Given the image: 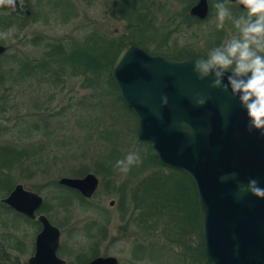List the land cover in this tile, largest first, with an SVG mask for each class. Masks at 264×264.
<instances>
[{"label": "rangeland", "instance_id": "1", "mask_svg": "<svg viewBox=\"0 0 264 264\" xmlns=\"http://www.w3.org/2000/svg\"><path fill=\"white\" fill-rule=\"evenodd\" d=\"M208 1L209 15L202 23L188 21L186 9L190 14L192 6L176 0H21L32 17H12L0 8V23H10L8 28L0 26V34H6L0 35V41L8 48L0 58V146L30 149V157L22 161L0 159V240L21 264L32 256L41 225L17 216L3 203L19 184L43 198L45 210L39 214L61 230L58 254L68 264H82L80 259L92 256H113L120 264L199 261L200 255L193 260L184 246L193 251L203 241L197 210L192 208L189 215L163 209L158 219L146 220V205L153 209L162 200L151 179L170 175V168L157 172V167L144 161L150 144H141L138 118L126 111L107 77L96 85L91 72L84 76L71 68L54 71L53 58L47 70L38 65L54 47L76 50L90 39L118 38L126 44L138 39L154 51L160 46L190 48L206 56L235 32L230 21L223 30L216 28L215 4L220 0ZM135 8L147 13L146 23L158 28L163 39L153 26L142 28L135 34L137 39H129L142 26L137 18L142 13L130 14ZM230 10L234 16L240 14ZM28 65H35L38 72L30 74ZM129 152H138L142 163L127 174L120 173L115 163ZM81 167L88 171L75 177L73 171ZM87 174L96 175L100 184L86 203L58 186L63 177ZM144 181H151L149 191ZM11 182L13 188L6 192ZM188 187L192 189L191 184Z\"/></svg>", "mask_w": 264, "mask_h": 264}, {"label": "water", "instance_id": "2", "mask_svg": "<svg viewBox=\"0 0 264 264\" xmlns=\"http://www.w3.org/2000/svg\"><path fill=\"white\" fill-rule=\"evenodd\" d=\"M0 8L17 11L21 0ZM209 11V1L199 0L190 15L205 20ZM6 52V46L0 45V56ZM195 61L154 55L128 44L114 63L112 77L122 100L138 118V138L152 144L163 163L193 180L202 217L206 264H264V199L246 195L237 200L233 195L237 181L246 184L250 178L264 188V140L258 132L248 133L246 113L230 93L210 89L211 78H196L192 71ZM199 93L212 97L203 108L193 103ZM164 95L169 104L161 108L160 98ZM222 107L230 109L227 124ZM179 121L196 130L194 140L174 126ZM233 172L236 181L221 183L222 175ZM59 184L91 199L100 181L96 175L87 174L82 178L63 177ZM3 203L41 225L29 264H67L58 256L61 230L46 215H38L44 204L40 195L19 184ZM83 264H119V260L98 257Z\"/></svg>", "mask_w": 264, "mask_h": 264}, {"label": "clouds", "instance_id": "3", "mask_svg": "<svg viewBox=\"0 0 264 264\" xmlns=\"http://www.w3.org/2000/svg\"><path fill=\"white\" fill-rule=\"evenodd\" d=\"M14 3L15 0H0V5ZM229 4L242 9L241 13L234 16ZM215 9L216 28L223 30L225 22L230 21L235 32L219 46L211 48L205 58L197 59L192 68L193 74L199 81L211 78L210 89L230 93L231 99L238 101L246 113L248 133L258 132L264 140V0H222L215 4ZM211 99L210 95L199 93L193 97V103L197 108H203ZM168 104V97L161 96L160 107L166 108ZM229 110L225 107L220 109L225 115V124ZM174 126L194 140L196 130L189 124L179 121ZM141 163L138 152H129L116 161L115 169L127 174L133 166ZM219 179L221 183L236 181L237 174L229 173ZM233 195L237 200L246 195L264 199V188L256 179L250 178L246 184L237 181V190Z\"/></svg>", "mask_w": 264, "mask_h": 264}, {"label": "trees", "instance_id": "4", "mask_svg": "<svg viewBox=\"0 0 264 264\" xmlns=\"http://www.w3.org/2000/svg\"><path fill=\"white\" fill-rule=\"evenodd\" d=\"M176 1L186 3L187 7L189 8L193 6V4L197 0H176ZM220 2H222V0H220ZM211 6H212L211 9H213L214 5L211 4ZM228 7L231 8L234 12L241 13L242 11V9L233 7L231 4H229ZM138 10H139L138 8H135L134 9L135 12L130 13V14L131 15L137 14ZM139 11L142 13L141 10ZM8 12H9L8 14L11 15L12 17H15V16L19 17L16 12H13L11 10H9ZM146 14L142 13L137 16L139 21L142 20L141 22L142 26H139V27L137 26L136 31L131 34L132 37H129V39H137V35L135 34L136 33L139 34L141 29L144 27L152 28L153 25L151 23H146V18H147ZM186 16H187L188 21L192 23H202L207 20L206 19L202 21V20H199L191 16L190 14L187 13V9H186ZM0 26L4 28H8L10 26V23L7 21H2L0 23ZM154 32L160 35V39H163V33L158 28H155ZM148 40H151L152 42H154L157 39H148ZM131 43L145 49L151 54L171 55L174 59L180 60V61L188 60V59L197 60V59L206 57L202 53H197L190 48L182 49V50L181 49L168 50L160 46L154 51L148 48L147 42H144L142 40H138V39L132 40ZM126 45L128 44L124 43L122 39H118V38L90 39L87 41V43H84L82 46H78L76 50H71V51H66V49L63 46L59 45L57 47H54L53 50L55 48L56 49L53 52L48 53L47 56L39 63L38 66L41 69H49L51 65H53L52 61L54 60L55 62H57V66L54 69V71L59 70L64 73L67 68H71L75 74H81L84 76H88L87 72H91L90 73L91 76L92 74L95 76L96 85L103 84V78L106 76L107 81H109L110 86L118 93L119 100L122 102L123 107L126 109V111H130L133 113V111H131L128 108V106L124 103V101L121 98V95H119V89L114 79L111 76L112 67L118 55L120 54V52L123 50V48ZM37 70L38 68H36L35 65L34 66L28 65V72L30 74L35 73V71ZM133 116L136 119V115L134 113H133ZM141 144L146 145L142 141H141ZM147 146L149 147V153L145 154L146 156L144 157V161L148 164L150 163L152 167H157L158 168L156 169L158 170L157 172H160L161 169H163L162 167L170 168L168 169L170 171V175L160 176V177H156L157 175H155L154 177H152L151 181L155 182L156 188L159 191V194L161 196L160 198H162V200L156 205L154 204L152 206L153 209H151L150 207L146 205L145 213H144L146 220H150V219L152 220L155 218L158 219L162 215L163 209H166L168 213L182 212V213H188L189 215H192V208H193L194 210H197L196 214L199 218V226L197 230L200 227V236H201L202 218H201V214L199 211L198 195H197L196 187H195L193 180L190 178L188 174L176 168H173V167H170L164 164L160 160L159 155L154 150L153 146L151 144ZM1 154L3 156H1ZM26 155H28V158L30 157L29 148L28 150L19 151L18 149H15L11 146H6L4 148H1L0 146V159L1 157L5 156V158L10 161L15 160V162H19V161H22V159H25V157H27ZM85 171H88V168L81 167V169L79 170L76 169L75 171H73V173L75 177H81L85 174ZM151 181L147 183L144 181L145 184L143 186H145V191H149L151 189V185H150ZM109 184H111V182H109ZM190 184L192 185V189L188 187L190 186ZM58 186L68 189L64 186H61L59 183H58ZM12 188H13V183L11 182L9 183L6 189V192H9ZM120 189L122 192V188ZM68 190L76 194L79 197V199L82 200L83 202L85 203L88 202V199L84 198L79 192L72 190V189H68ZM122 194L124 198V193ZM43 210H45V207H42L41 211ZM10 211L14 212L11 209ZM17 216L21 218L24 217L20 214H18ZM24 218L29 220L27 217H24ZM195 230L196 229H192V231H195ZM182 235L183 234H181L180 236ZM184 246H185V249H187V251L191 253L190 256L193 258V260H195L197 255H200L199 261H197L196 264H205V253H204V247H203L204 245H203L202 240L199 244V247L196 250L193 249V251H190L187 245H184ZM91 259H93V256L86 257L84 259L82 258L79 260V262L85 263V262L90 261ZM14 260H16L17 263L14 262ZM0 264H20V263L18 259L14 258L10 253L2 251V249L0 248Z\"/></svg>", "mask_w": 264, "mask_h": 264}, {"label": "flooded vegetation", "instance_id": "5", "mask_svg": "<svg viewBox=\"0 0 264 264\" xmlns=\"http://www.w3.org/2000/svg\"><path fill=\"white\" fill-rule=\"evenodd\" d=\"M24 7H25V5H23L22 3H21V8L19 9V10H17V11H13V12H16L17 13V15L18 16H21V15H26V16H30V17H32L31 15V11H29V10H24ZM1 9H3V8H1ZM4 10H7V11H9L10 9H4ZM12 11V10H11ZM28 39H33L32 37H28ZM41 39H43V38H41ZM46 39H47V37H46ZM0 45H4L1 41H0ZM5 46V45H4ZM7 48V47H6ZM7 51H8V48H7ZM7 53V52H6ZM6 53L5 54H3V55H1L0 56V58L1 57H3L4 55H6ZM44 70H47V69H44ZM42 71H43V69H42ZM38 72V70L37 71H35V73H37ZM6 205V204H5ZM7 206V205H6ZM9 207V206H8ZM10 208V207H9ZM11 209V208H10ZM39 215V214H38ZM29 219V218H28ZM29 220H31V219H29ZM31 221H34V220H31ZM37 221V223H38V220H36ZM41 231V230H40ZM39 234V233H38ZM36 238H37V236H36ZM35 243H36V239H35ZM61 245V244H60ZM0 248L2 249V251H5V252H7V253H9L8 251H9V247H8V245L5 243V240H0ZM60 249V248H59ZM31 252H33V254H32V256L28 259V261H27V263L26 264H29V261H30V259L34 256V254H35V244H34V248L32 249V251ZM58 252H59V250H58ZM58 256H59V254H58ZM60 257V256H59ZM99 257H111V256H99ZM113 257V256H112ZM61 258V257H60ZM96 258H98V257H96ZM96 258H94V259H96ZM94 259H92V260H94ZM118 259V258H117ZM91 260V261H92ZM66 261V260H65ZM67 262V261H66ZM89 262V261H88ZM20 263V262H19ZM86 263V262H85ZM21 264V263H20ZM68 264V263H67ZM83 264V263H82ZM119 264H120V261H119Z\"/></svg>", "mask_w": 264, "mask_h": 264}]
</instances>
